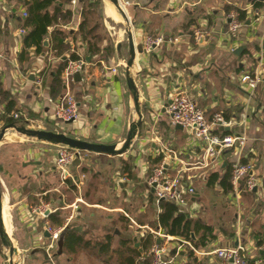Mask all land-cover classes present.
<instances>
[{
	"label": "crops",
	"instance_id": "crops-1",
	"mask_svg": "<svg viewBox=\"0 0 264 264\" xmlns=\"http://www.w3.org/2000/svg\"><path fill=\"white\" fill-rule=\"evenodd\" d=\"M87 1L94 0H67L46 11L52 18L59 7L71 12V17L47 29L38 52L24 46L28 0H0V88L24 117L21 123L118 147L137 120L124 75L109 70L117 68L121 58L128 60L127 36L118 14L121 22L116 32H108L107 22L112 20L105 16L106 0H100L95 23L89 19L95 38L83 41L87 26L80 31V24ZM118 1L136 47L142 48L148 35L165 40L150 53H136L132 75L142 113L138 136L122 155L88 153L68 167L70 178L64 182L54 166L58 145L23 141L0 149V187L3 198L18 211L21 228L14 237L19 239V252L26 253L25 264H151L144 258L148 236L155 240L151 248H164L165 257L170 256L183 239L158 227L161 210L146 183L151 169L164 157H168L167 172L180 171L183 183L195 191L178 207L195 223L196 231L190 233L193 246L189 243L193 253L183 247L174 264H220L212 252L237 246L244 249L249 264H264V250L259 248L264 244V0ZM257 1L263 4L258 10L261 16L255 19L252 11ZM235 10L244 11L246 21L231 38L227 17ZM56 31L66 35L61 53L53 49ZM73 53L85 63L81 80L67 81L62 74L65 85L59 89L55 75ZM244 74L262 77L255 90L241 82ZM56 89L77 102V122L62 124L53 117L49 100ZM178 91L187 93L207 120L217 113L227 117V136L243 139V144L218 150L214 161L204 165L203 145L190 131L171 125L165 112L169 95ZM163 149L172 154H161ZM236 161L253 165L256 188L252 192L236 193L230 181L228 189L221 186L219 179ZM214 175L218 180L212 181ZM100 180H104L101 185ZM41 201L51 207L44 218L32 211ZM57 213L61 227L57 219L54 224L48 219ZM45 224L66 231L61 249L57 242L54 249L48 248L51 241ZM74 226L84 232L87 248H64V238Z\"/></svg>",
	"mask_w": 264,
	"mask_h": 264
},
{
	"label": "built area",
	"instance_id": "built-area-1",
	"mask_svg": "<svg viewBox=\"0 0 264 264\" xmlns=\"http://www.w3.org/2000/svg\"><path fill=\"white\" fill-rule=\"evenodd\" d=\"M74 3L75 1H73V4ZM252 15L255 19H258L261 16L258 10L252 11ZM238 17V14L235 12L230 13L227 17L229 20L228 34L231 38H235L237 36L243 25V23L239 21ZM164 42L165 40L162 37L148 35L143 40L142 50L144 53H150L155 48L160 47ZM172 42L173 40H168V43ZM84 65L85 63L83 60L70 62L63 72L64 78L67 81H72L75 74H81L83 72ZM121 67L122 72L120 74L123 76L125 64ZM109 70L112 74H117L115 68H110ZM261 81L262 77L259 75L244 74L241 77V82L246 85L250 91L255 90ZM49 102L52 105L53 117L60 123L72 124L78 121L80 117L78 104L71 95L66 94L60 99L49 100ZM165 112L169 117L171 125L179 126L182 129L190 131L194 140L203 145L204 165H207L205 163L210 162V160L214 161L218 154V150L231 148L236 144H243V139L229 136L222 137L219 134H214V131L221 130L230 124L223 119L221 113H217L211 120H207L204 112L185 92L178 91L169 95V102ZM2 115L3 112L0 108V131L3 129L1 123ZM13 118L19 121L24 117L20 114H14ZM18 124L19 126L32 128L29 126L30 123L28 124L27 121L25 124L24 122ZM160 152L161 154H172L165 149ZM86 155H88V153H82L63 146L58 147L54 166L61 182L70 178L67 171L68 167L76 161H81ZM167 159L168 157H164L163 162L159 163V165L152 170L146 183L153 191L154 203L156 205L164 201L181 208L190 198L194 196L195 191L193 187L187 186L183 183L184 177L180 174V171H178L176 175H171L167 172L165 163ZM253 168V165L250 163L236 161L232 164L230 171V183L236 193H249L256 188V180L252 176ZM185 179L190 180L189 178ZM32 211L33 213H38L39 216L44 218L46 212L51 211V207L41 201L38 206L32 209ZM71 219L72 216L69 217V220ZM44 227L51 241L48 248L50 250L54 249L56 242L59 239L61 230L51 229L48 224H45ZM180 242L181 243L175 247L176 253L182 251L183 247H188L193 250L189 242L185 240ZM259 248L264 250V244ZM243 251L244 249L242 247L237 246L234 248H218L214 250L212 254L218 258L220 264H249ZM166 253L167 251L164 248L156 246L148 251L145 256L152 257V264H174L176 256L165 257ZM162 258L165 259L164 262L161 261Z\"/></svg>",
	"mask_w": 264,
	"mask_h": 264
},
{
	"label": "trees",
	"instance_id": "trees-1",
	"mask_svg": "<svg viewBox=\"0 0 264 264\" xmlns=\"http://www.w3.org/2000/svg\"><path fill=\"white\" fill-rule=\"evenodd\" d=\"M66 1L67 0H28V10H27V13L25 15V17L27 16V18H26L25 23H24V27L27 28V30H28V32L25 36V39H24V46L26 48L35 47L38 50V52H41V50L43 49V41L47 35V29L51 25H54V24L56 25L59 22H63V23L69 22L70 17H71V12H69V11L62 12V9L57 7V8H55V12H54L52 18L49 17L48 13L46 12V11H48V9L53 4L64 3ZM262 4L263 3L261 1L254 2L253 9L259 10L262 7ZM100 7H101V1L100 0L85 2L83 12H86V15H84V13H83V15H84L83 22L80 24V31L84 28V26H87L86 27L87 30L84 32V34L82 36L83 41H87V39H89V38H93V39L95 38L92 35L94 31L89 26V24H90L89 19H91L90 22L92 24L95 23V21H93V17L95 16L94 12L96 11V9L98 10ZM233 12L238 14L239 21L244 24L246 21V13L244 11H241V10H235ZM65 38H66V35L64 33L60 32V31H56V33L54 35L55 46L53 49L57 50L58 53H61L62 49H66L65 48L66 45L64 43ZM89 40H91V39H89ZM89 48H91V45ZM90 53H92V52H90ZM79 60H80V57L78 55H76L75 53H73L69 56V59H65L59 65L58 71L55 75V82H57L56 85L58 86L59 89H62V87L65 85L64 80L61 79V75L63 74L67 65L70 62H77ZM55 92H56V94L53 95L52 100L53 99L54 100L60 99L57 97L62 96V91L56 89ZM3 104H5L4 107H2ZM0 108L3 112V115L1 118V123H2L3 128L6 126H9V125H12V124L14 125L17 123H21L22 120L18 121V120L13 118V115L18 114V113H16L17 112L16 110H14V103H12L11 101H7L6 98L2 95L1 88H0ZM222 117L226 122L228 121L227 117H225L224 115ZM222 131L216 130V131H214V134H219L222 137L229 135V133H226L225 130L223 132ZM159 163H160V161L157 162V165L155 164L153 169L156 166H158ZM242 163H245V162H242ZM153 169H151V172ZM150 175H151V173H150ZM216 180H218L217 175H214L212 181H216ZM219 181H220L221 186L224 189H228L230 187L229 182H228V181H230V171L225 170L224 175L221 177V179H219ZM37 205H39V202ZM158 206L161 210V212L158 216V227L163 229L167 235L180 237L183 240L190 243L191 242L190 233L192 230L196 229L195 223H192L187 218V216L185 214L181 213L179 208L172 203L162 201L158 204ZM58 215H59V213H57L54 216L49 217L48 219H49L50 223H52V224H54V220L57 219L58 220L57 224H59L61 227L63 225V222L61 219L59 220ZM145 239H146V241L143 245V248L146 249L145 253H147L148 251H150L152 249L151 247L155 244V240H153L152 237H150V236H148ZM86 244L90 245V242L87 241ZM97 244L100 245V243H97ZM261 244H262L261 242L258 243L259 246ZM98 245H95V246H98ZM104 246H108V243ZM75 247L87 248L85 245V242H84V232L78 226H74V227L70 228L68 233L66 234V236L64 238V248L69 249L71 251ZM101 247L102 246H100V248ZM154 247H156V246H154ZM149 248H151V249L148 250ZM192 248H194V247H192ZM188 251H189L188 253L190 255L193 253V251L191 249H188ZM177 254L178 253H176V249H173V251H171V253H170V256L175 257V256H177ZM144 258H146V256H144ZM146 259H148V262H151V264H152L153 259L151 256L147 257Z\"/></svg>",
	"mask_w": 264,
	"mask_h": 264
},
{
	"label": "water",
	"instance_id": "water-1",
	"mask_svg": "<svg viewBox=\"0 0 264 264\" xmlns=\"http://www.w3.org/2000/svg\"><path fill=\"white\" fill-rule=\"evenodd\" d=\"M108 1L112 4L114 10L117 12L119 17L122 19L124 23V27H125L126 36H127L128 60L126 62L125 69H124V78H125L128 90L133 100L137 120L135 123L131 125L130 131L126 139L118 147H116V146H111V145H104V144H97V143L82 141V140L75 139L73 137L67 136L59 132H52V131H47L43 129L28 128V127L12 124V125L4 127L0 131V143L4 141V139H6L5 137L6 132L8 130H13L16 133V135L24 136L30 139H35L36 141L41 142V143L63 146V147L76 150L82 153L101 154V155H107V156H118V155H122L130 148V146L132 145V143L135 141V139L138 136V130L140 128L141 120H142V113L139 108L137 91H136L132 71L134 70V67H135L136 53H144V52L141 47H136L134 44L129 20L127 16L125 15L119 1L118 0H108ZM85 61L87 64L90 63V58L86 57ZM74 80L76 82H79L81 80L80 74H75ZM221 130L228 131V128L225 127V128H222ZM3 200H4L3 193L0 187V242L3 248H7L9 250L8 256L4 255L6 264H15L16 250L5 231L3 220H2ZM48 214H50V211L46 212L45 217H47ZM65 232L66 231L64 230L60 233L59 239L57 241V246L59 249L62 248L63 237L65 235ZM161 261L164 262L165 259L162 258Z\"/></svg>",
	"mask_w": 264,
	"mask_h": 264
},
{
	"label": "rangeland",
	"instance_id": "rangeland-1",
	"mask_svg": "<svg viewBox=\"0 0 264 264\" xmlns=\"http://www.w3.org/2000/svg\"><path fill=\"white\" fill-rule=\"evenodd\" d=\"M108 1V0H107ZM113 22V21H112ZM111 21H109L108 20V22H107V30H108V32L109 33H112L113 34V32L115 33L116 32V30H117V26L116 25H119L118 23H115V22H113L112 23ZM100 30H99V28H97V30H96V32L98 33ZM121 31V30H120ZM115 37V36H114ZM120 37H122V35H120ZM126 62H127V59L126 58H121L120 60H119V65H117V68H115L116 69V71H117V74L119 73V75H120V73L122 72V65L123 64H125L126 65ZM121 71V72H120ZM17 125L19 126V124L17 123ZM188 131V130H187ZM8 132H10V130L8 131ZM7 132V133H8ZM12 132H13V134H15L16 135V133L12 130ZM189 132V131H188ZM192 134V133H191ZM14 137V140L12 139V140H10V139H4V141H2L1 143H0V149H2L3 147H5V146H7V145H10V144H16V143H20V142H23V141H36L35 139H33V140H31L30 138H27V137H24V136H20V135H16V136H13ZM8 140H10V141H8ZM38 142V141H37ZM24 143V142H23ZM40 143V142H39ZM132 147V146H131ZM59 180V179H58ZM61 180V179H60ZM59 180V181H60ZM99 182V184L101 185V183H103L104 182V180H100V181H98ZM69 197H71L72 199H73V196H69ZM8 209H9V214H10V220H11V226H12V233H11V237L13 238V240H14V242H15V246H16V248H18L17 247V244H18V246H19V242H17V244H16V241H18L19 239H18V237L17 236H15L16 237V239H15V237L13 236V235H15L16 233L15 232H17L18 231V229H20L21 228V225H20V223H21V221L19 220V217H18V211H17V209L15 208H13L12 207V205H10L9 204V201H8ZM35 208V207H34ZM33 208V209H34ZM27 212H31V210H28ZM100 212V211H99ZM29 213H26L25 211H24V215H26V214H29ZM22 217V216H21ZM32 217V216H31ZM25 218H27V217H25ZM27 219H30L29 217L27 218ZM16 229H17V231H16ZM24 242H26L25 240H23V243H21L22 245L24 244ZM19 249H20V247H19ZM7 248H3V246H2V244H1V242H0V264H6V261H5V259H4V255H5V252H7ZM21 250V249H20ZM19 251V250H18ZM19 255H20V264H25V255H26V253H23V251L21 250L20 252H19Z\"/></svg>",
	"mask_w": 264,
	"mask_h": 264
},
{
	"label": "bare ground",
	"instance_id": "bare-ground-1",
	"mask_svg": "<svg viewBox=\"0 0 264 264\" xmlns=\"http://www.w3.org/2000/svg\"><path fill=\"white\" fill-rule=\"evenodd\" d=\"M105 16L110 18L115 23H120L121 22V20L119 19L117 13L114 10L112 4L109 1H107V0L105 2ZM118 46H120V45H118ZM7 132L5 134L6 135L5 136L6 139H10V140L13 139L14 140L13 136H16V135L13 134L12 130H10V132H8V133ZM10 140H8V141H10ZM7 199L8 198L5 197L4 200H3V204H2V220H3L5 231H6L11 243L14 245V248L16 250L15 264H20V260L21 259H20L19 251H18V248H16V246H15V242H14L13 238L11 237L12 226H11V220H10V214H9V209H8L9 207H8ZM8 254H9V250H7V252H5L6 256H8Z\"/></svg>",
	"mask_w": 264,
	"mask_h": 264
}]
</instances>
